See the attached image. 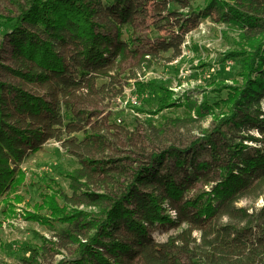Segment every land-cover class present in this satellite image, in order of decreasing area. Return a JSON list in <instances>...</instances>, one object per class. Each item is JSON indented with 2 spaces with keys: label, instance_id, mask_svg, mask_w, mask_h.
I'll list each match as a JSON object with an SVG mask.
<instances>
[{
  "label": "trees",
  "instance_id": "trees-1",
  "mask_svg": "<svg viewBox=\"0 0 264 264\" xmlns=\"http://www.w3.org/2000/svg\"><path fill=\"white\" fill-rule=\"evenodd\" d=\"M7 1L9 14L0 16L10 25L0 43L2 212L16 217L15 206L25 201L22 165L28 158L50 141L65 142L80 163L64 174L72 195L49 177L57 188L47 186L42 203L23 214L67 236L73 257L57 264H156L163 253L150 236L156 225L181 228L171 246L180 245L191 264H264V203L254 205L264 200V0H204L199 9V18L220 10L240 30L242 47L221 59L240 62V81L212 83L213 91L227 93L213 103L207 95L192 101L154 80H139L153 58L182 45L178 37L138 50L131 28L143 0ZM132 80L142 102L157 100L150 113L186 105L191 120L211 117L210 127L185 146L170 144L136 158L97 157L92 151L111 140L94 132L99 111L81 107L82 95L111 91L120 97ZM79 132L83 140L69 137ZM93 182L100 190L89 188ZM246 200L252 206H242ZM81 205L97 210L76 208ZM23 248L25 264H40L39 248Z\"/></svg>",
  "mask_w": 264,
  "mask_h": 264
},
{
  "label": "rangeland",
  "instance_id": "rangeland-1",
  "mask_svg": "<svg viewBox=\"0 0 264 264\" xmlns=\"http://www.w3.org/2000/svg\"><path fill=\"white\" fill-rule=\"evenodd\" d=\"M205 6L204 0H143V8L138 11L131 28L134 37L142 42H135L138 50L144 52L147 50V43L164 39L177 43L178 37L182 39V45L180 51L171 50L153 58L151 66L140 71V81L154 80L159 85L172 88L181 98L189 97L192 101L201 102L204 95L209 97L211 103L219 98H226V91L221 94L213 91L212 83L225 81L232 84L233 80L240 81V62L233 59L224 62L221 60L226 52L242 47L239 43L240 30L228 22L220 10L213 9L209 17L199 18V9L204 10ZM9 11L8 1L0 0V16L8 15ZM9 32L10 25L0 17V43H5ZM6 56L7 53L3 52L4 60H7ZM133 83L132 80L126 87L125 94L120 97L114 96L111 91L104 96L82 95L81 107L99 111L98 121L92 126L94 132L111 140L104 149L95 148L92 151L97 157L131 155L136 158L162 150L170 144L185 146L210 127L211 117L191 120L192 112L186 105L165 109L156 115L150 113L157 109V100L142 102ZM262 105L264 108V100ZM73 136L78 141L83 140L80 132L69 135ZM79 167V157L75 151L69 149L65 142L57 141L48 142L22 165L28 180L27 186L21 190L25 201L15 206L17 216L7 217L2 212L3 204L0 205V264H25L24 257L28 256L23 248L25 243L41 250L40 264H57L63 258L73 257V247L67 236L42 223L27 221L23 214L26 215L27 211L34 212L35 204L42 203V194L49 192L47 186L54 185L49 177L54 178L71 196L70 180L64 174ZM99 186L98 182H93L89 188L100 190ZM54 187L57 188L55 185ZM83 189L86 190V187ZM263 203V198H260L254 205L261 206ZM252 204L249 200L241 202L242 206L247 207ZM76 208L97 210L85 205ZM62 228L63 225L57 226L58 231ZM180 231L181 228L171 225H156L151 228L150 236L163 248L156 264H191L189 255L180 245L171 246L172 239ZM40 235L56 245L44 242ZM192 237H198V232H194ZM133 264L146 263L139 259Z\"/></svg>",
  "mask_w": 264,
  "mask_h": 264
},
{
  "label": "built area",
  "instance_id": "built-area-1",
  "mask_svg": "<svg viewBox=\"0 0 264 264\" xmlns=\"http://www.w3.org/2000/svg\"><path fill=\"white\" fill-rule=\"evenodd\" d=\"M173 212V211H172ZM174 214V213H173Z\"/></svg>",
  "mask_w": 264,
  "mask_h": 264
}]
</instances>
